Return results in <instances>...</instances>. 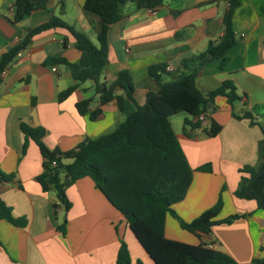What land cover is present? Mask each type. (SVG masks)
Listing matches in <instances>:
<instances>
[{
  "label": "crops",
  "instance_id": "0c3cea01",
  "mask_svg": "<svg viewBox=\"0 0 264 264\" xmlns=\"http://www.w3.org/2000/svg\"><path fill=\"white\" fill-rule=\"evenodd\" d=\"M237 1L239 5L232 16L236 44L226 53L227 63L221 70L218 61L206 65L195 84L206 94L230 80L239 100L231 108L224 97H215L214 109L207 114L208 124L193 130L191 136L183 132V122L191 117L181 121L174 115L169 118L193 170L185 197L171 208L188 223L213 207L221 196L222 209L217 219L235 214L245 217L230 225L213 226L209 234L196 237L166 214L164 235L190 245L205 244L229 255L237 264H264V210H257L254 201L234 197L240 177L245 176L240 170H257L264 163V0ZM13 3L14 0H0V55L27 30L53 16L96 43L100 19L83 9L84 0H49L45 9L31 12L16 24L10 21L8 12ZM228 6L227 0H164L150 14L134 2H126L120 8V20L107 31V64L101 81L111 83L118 72L128 71L134 84L135 104L142 106L145 94L159 89L148 75V67L165 65L164 82L180 74L183 60L204 52L209 43L221 37L222 18ZM48 56H59L70 63L79 59V49L66 29L35 35L0 80V173L7 178V182L0 183V199L12 217L26 222L19 227L0 220V264H115L120 240L127 246L131 264H153L128 230L123 215L91 178L78 179L65 189L70 203L67 212L60 206L55 209V194L41 189L36 178L42 171V158L20 125L44 129L42 141L48 149L68 152L86 139L111 132L136 110L133 102L125 101L119 111L112 100L102 106L96 121L81 116L75 108L77 102L93 98L89 109L96 105L91 81L57 102L58 93L74 81L67 66H44ZM232 111L250 112L254 124L249 119L233 118ZM211 119L220 126L214 137L206 134ZM204 164H210L211 172L196 171ZM63 220L64 235L56 230Z\"/></svg>",
  "mask_w": 264,
  "mask_h": 264
},
{
  "label": "trees",
  "instance_id": "16d2710c",
  "mask_svg": "<svg viewBox=\"0 0 264 264\" xmlns=\"http://www.w3.org/2000/svg\"><path fill=\"white\" fill-rule=\"evenodd\" d=\"M48 1L14 0L10 21L16 24L31 12L45 9ZM128 1L134 2L139 9L157 10L164 0H84L83 9L100 19L101 27L95 37L96 43L88 35L74 30L53 16L48 22L27 30L24 37L0 55V73L10 66L35 35L63 28L74 38L80 56L74 63L59 56H48L44 60V66H67L74 81L72 86L58 93L57 102L64 101L81 84L91 81L97 97L95 107L89 109L93 98L75 104L77 112L87 116L90 121H96L101 116L102 106L112 100H115L119 111H122L125 101L135 104L134 84L128 71L118 72L111 83L101 81L102 69L107 64L108 28L120 20V8ZM227 2L229 6L222 18L221 37L209 43L204 52L183 60L181 73L168 82L163 81L167 75L165 65L149 66L148 75L157 83L158 91H148L144 104H135L136 110L111 132L86 139L73 150L61 152L45 146L42 141L44 129L20 125L21 132L34 141L39 149L42 171L36 179L44 192L55 194L57 204L53 207L56 209L60 206L67 212L70 203L65 189L78 179L91 178L107 201L123 215L128 230L153 264H237L229 255L210 249L205 244L190 245L167 239L164 235L166 214L175 218L183 230L196 237L209 234L213 226L230 225L245 217L235 214L217 219L222 209L221 196L213 207L188 223L182 221L171 208L185 197L193 170L185 160L169 118L180 112L188 113L191 119L183 122V132L191 136L193 130L201 127L195 118L213 111L215 97H224L231 108L239 100L230 80H224L206 94H202L195 84L200 71L211 62L218 61V68L223 69L227 63L226 53L236 44L232 16L239 3L237 0ZM231 116L238 120L249 119L250 124H254L250 112L237 114L232 111ZM219 130L220 126L211 119L206 134L214 137ZM53 161L56 163L54 166ZM196 171L211 172V166L204 164L197 167ZM240 172L245 173V176L240 177L234 197L254 201L257 210H264V163L257 170L244 167ZM4 182H7V178L0 173V183ZM0 220L19 227L26 224L24 219L12 217L10 209L1 199ZM65 227L66 221L63 220L56 230L64 235ZM115 264H131L127 246L121 240Z\"/></svg>",
  "mask_w": 264,
  "mask_h": 264
},
{
  "label": "built area",
  "instance_id": "2783aa9c",
  "mask_svg": "<svg viewBox=\"0 0 264 264\" xmlns=\"http://www.w3.org/2000/svg\"><path fill=\"white\" fill-rule=\"evenodd\" d=\"M13 11H14V8H13V6H11L10 8H9V10H8V12H9V14L11 15V17H12V15H13ZM147 12H149L150 14H154L155 12H156V10H147ZM19 40H17V42H18ZM20 55V53H18L17 54V56H19ZM6 71H7V69H4L1 73H0V76H1V78H3L4 76H5V74H6ZM195 120L196 121H198L199 123H200V125L201 126H206L207 124H208V119H207V114H200L199 116H197L196 118H195ZM56 163L53 161L52 162V166H54ZM208 248H210L209 246H208Z\"/></svg>",
  "mask_w": 264,
  "mask_h": 264
},
{
  "label": "rangeland",
  "instance_id": "374dc122",
  "mask_svg": "<svg viewBox=\"0 0 264 264\" xmlns=\"http://www.w3.org/2000/svg\"><path fill=\"white\" fill-rule=\"evenodd\" d=\"M214 87V86H213ZM236 103H237V101H236ZM235 105H237V104H235ZM255 110V109H254ZM253 110V111H254ZM262 111V110H261ZM175 116V118H177L178 120H182L183 119V117H185V118H187V119H189L190 118V115L188 114V113H186V112H180V113H177V114H175L174 115ZM173 116V117H174ZM176 127V126H175Z\"/></svg>",
  "mask_w": 264,
  "mask_h": 264
}]
</instances>
